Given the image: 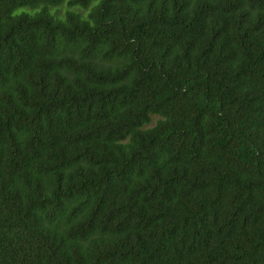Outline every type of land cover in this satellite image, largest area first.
<instances>
[{"label": "trees", "instance_id": "obj_1", "mask_svg": "<svg viewBox=\"0 0 264 264\" xmlns=\"http://www.w3.org/2000/svg\"><path fill=\"white\" fill-rule=\"evenodd\" d=\"M0 264H264V0H0Z\"/></svg>", "mask_w": 264, "mask_h": 264}, {"label": "rangeland", "instance_id": "obj_2", "mask_svg": "<svg viewBox=\"0 0 264 264\" xmlns=\"http://www.w3.org/2000/svg\"><path fill=\"white\" fill-rule=\"evenodd\" d=\"M65 7H66V3L65 2L61 3L59 5V8H60V11L59 12H62ZM155 118H156L155 115H151L150 121L147 123V125H151L153 123V121H154ZM147 125H145V126H147Z\"/></svg>", "mask_w": 264, "mask_h": 264}]
</instances>
